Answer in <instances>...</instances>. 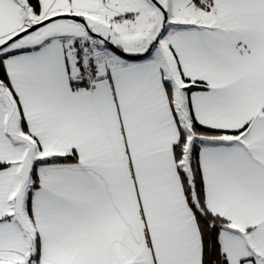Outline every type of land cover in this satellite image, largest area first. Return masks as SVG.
<instances>
[{
    "label": "snow or ice",
    "instance_id": "obj_1",
    "mask_svg": "<svg viewBox=\"0 0 264 264\" xmlns=\"http://www.w3.org/2000/svg\"><path fill=\"white\" fill-rule=\"evenodd\" d=\"M0 264H264V0H0Z\"/></svg>",
    "mask_w": 264,
    "mask_h": 264
}]
</instances>
